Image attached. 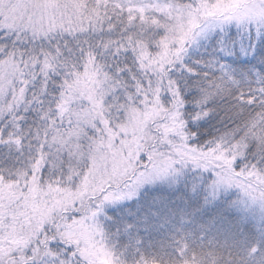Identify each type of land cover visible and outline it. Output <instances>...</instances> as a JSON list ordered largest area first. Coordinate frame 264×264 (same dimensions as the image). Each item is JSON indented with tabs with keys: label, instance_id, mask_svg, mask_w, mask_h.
<instances>
[{
	"label": "snow or ice",
	"instance_id": "obj_1",
	"mask_svg": "<svg viewBox=\"0 0 264 264\" xmlns=\"http://www.w3.org/2000/svg\"><path fill=\"white\" fill-rule=\"evenodd\" d=\"M237 50L264 62V0H0V264H124L103 205L189 165L264 205V73Z\"/></svg>",
	"mask_w": 264,
	"mask_h": 264
},
{
	"label": "rangeland",
	"instance_id": "obj_2",
	"mask_svg": "<svg viewBox=\"0 0 264 264\" xmlns=\"http://www.w3.org/2000/svg\"><path fill=\"white\" fill-rule=\"evenodd\" d=\"M230 35L238 45L247 46L249 43L246 36L237 37L235 28L230 29ZM258 41L260 43V40L256 41L257 49ZM199 53L213 54L211 43L205 42L199 49ZM218 55L237 73L243 72H238L236 64L231 62L232 57L240 56L241 60L253 58L251 55L241 54L238 50L234 54ZM257 58H253L255 63L258 61ZM211 179V172L194 169L189 165L178 174L143 183L133 196L106 202L99 219L108 246L124 261V264H136L141 257L153 260L151 258L153 253L149 252L148 247L155 243L158 246L155 250L159 257H163L162 264H179L182 259L193 257L201 262L209 252L202 251L198 247L194 250L187 242L190 232L186 229H194L196 239L200 240L203 231H213L217 229V226L205 218L198 223L194 217L198 209L206 205L211 206L215 201L221 203V200H227L226 204L233 209H238L246 215L264 218V205L247 199L236 188L221 187L216 190L215 195H212V189L209 187ZM181 245L187 246L183 256L179 251ZM158 250L166 251L165 255L160 256ZM204 261L206 264L211 263L208 260ZM234 264H245V262L235 261ZM247 264H261V262L259 258L258 261L249 259Z\"/></svg>",
	"mask_w": 264,
	"mask_h": 264
},
{
	"label": "trees",
	"instance_id": "obj_3",
	"mask_svg": "<svg viewBox=\"0 0 264 264\" xmlns=\"http://www.w3.org/2000/svg\"><path fill=\"white\" fill-rule=\"evenodd\" d=\"M258 44V49H260L261 41L260 43L258 41ZM232 58L231 62L236 64L235 67L238 72L248 75L264 73V62H262L260 57L257 58V63L250 57L244 60H241L240 56ZM189 126L193 130L197 127L202 130L197 133L196 137V142H200L202 139H207L214 129L221 127L222 122L220 121V114L217 113L207 120L195 123L190 121ZM226 203L227 200H221V203L220 201H215L211 206L206 205V207L198 209V212L195 213L196 216H194L196 221L200 223L202 218H205L214 222L217 229L203 231L202 238L197 240L194 229L188 228L186 230L190 232V236L187 242L190 243L194 250H197L196 247H198L202 251L209 252L204 260H208L211 262L210 264H234L235 261L247 264L249 259L258 261V258L261 264H264V218L246 215L238 209L229 207ZM148 248L149 252L153 253L151 258L156 263L162 264L163 257H159L157 250H155L158 248L157 244H152ZM158 251L160 256L165 255L166 251ZM142 252L145 253L146 251L142 250ZM204 260L201 262L206 264Z\"/></svg>",
	"mask_w": 264,
	"mask_h": 264
}]
</instances>
